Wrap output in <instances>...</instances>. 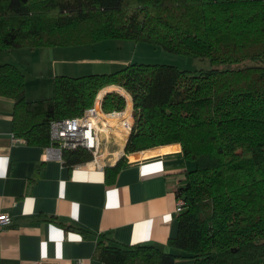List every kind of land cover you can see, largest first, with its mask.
<instances>
[{"label":"trees","instance_id":"trees-1","mask_svg":"<svg viewBox=\"0 0 264 264\" xmlns=\"http://www.w3.org/2000/svg\"><path fill=\"white\" fill-rule=\"evenodd\" d=\"M109 38L207 58L211 66L131 61L116 71L56 74L51 96L28 100L25 73L0 64V95L14 99V134L28 144L50 145L54 119L82 114L115 83L132 96L135 123L125 153L106 166V181H115L127 154L159 145L180 143L193 163L178 186L185 203L167 241L178 252L100 232L93 257L103 264H264V0H0V51ZM125 104L114 91L103 98L105 110ZM63 158L72 167L93 154L79 147Z\"/></svg>","mask_w":264,"mask_h":264},{"label":"crops","instance_id":"crops-1","mask_svg":"<svg viewBox=\"0 0 264 264\" xmlns=\"http://www.w3.org/2000/svg\"><path fill=\"white\" fill-rule=\"evenodd\" d=\"M72 47L12 48L0 51V64L18 65L26 76L27 99H41L53 94L56 74H86L71 71L76 66L64 59L65 50ZM13 114L14 99L0 95V213L12 216V223L0 229V264H76L77 260L103 264L93 257L100 232L125 244L179 251L167 243L178 229L176 185L184 179V170L193 167L183 158L180 143L127 154V164L108 183L106 169L88 163L69 167L63 160L46 159V147L28 144L14 134ZM117 117L104 121L119 124ZM121 127L116 132L125 138ZM120 149L107 165L122 156ZM48 215L60 221H51ZM177 264L193 260L182 258Z\"/></svg>","mask_w":264,"mask_h":264},{"label":"rangeland","instance_id":"rangeland-1","mask_svg":"<svg viewBox=\"0 0 264 264\" xmlns=\"http://www.w3.org/2000/svg\"><path fill=\"white\" fill-rule=\"evenodd\" d=\"M70 46L73 47L66 49L67 51L65 50L63 54L65 55L64 59H66L69 63L73 62V66H76L73 69H71V71L73 72L80 71V73L116 71L131 61L171 63L177 65L181 69H191V70L208 68L211 66L210 61L207 58H198V57H191L187 55L172 53L167 51L161 46H156L144 41H135L132 39L109 38L96 43H87L82 45H70ZM75 62H78L79 64L76 65L74 64ZM112 86L120 87V88H112V89L108 88V87L111 88ZM106 88L108 89L106 91H103ZM121 88H123V86L115 83L107 84L103 86L98 91L93 103L95 102V100H97L98 97L102 96L103 99L105 94L108 92L114 91L122 95ZM102 106H103V100H102ZM127 109H129V111H131L132 109L134 113L133 106L130 104L129 107L128 98L126 100L125 106L122 109H117V110H127ZM105 111H112V110H105ZM126 137L123 138L122 134L116 132L114 134L109 135V137H104V142H103L104 162L108 164L113 160H115V158H117L115 152L120 148L123 149L122 155L125 153L123 145L125 143Z\"/></svg>","mask_w":264,"mask_h":264},{"label":"built area","instance_id":"built-area-1","mask_svg":"<svg viewBox=\"0 0 264 264\" xmlns=\"http://www.w3.org/2000/svg\"><path fill=\"white\" fill-rule=\"evenodd\" d=\"M129 95L130 93L124 89ZM122 95L127 96L122 92ZM130 97H132L130 95ZM102 96L98 97L95 102L87 107L82 114L54 119L50 124L51 144L46 146L44 157L57 158L64 161L63 152L66 149H75L83 147L93 154V158L86 162V164H92L96 169L103 171L107 163L103 161V142L104 137L116 132V127H123L127 137L130 135L134 123L135 115L133 110H112L105 111L102 106ZM131 105L133 106L132 98ZM119 124H112L109 122L106 124L104 118L108 117L112 119L117 115L120 116ZM117 133V132H116ZM178 185H176V193L178 191ZM184 198L177 196V208L180 212L184 206ZM12 223V216L9 213H0V229L9 226ZM76 264H83L82 260H77Z\"/></svg>","mask_w":264,"mask_h":264},{"label":"bare ground","instance_id":"bare-ground-1","mask_svg":"<svg viewBox=\"0 0 264 264\" xmlns=\"http://www.w3.org/2000/svg\"><path fill=\"white\" fill-rule=\"evenodd\" d=\"M127 111H129V109H127L126 111H125V113L124 114H126L127 113ZM123 114H120V116L119 117H117L118 118V120H119V118L122 116ZM121 131H123V132H125L124 130H123V127H121ZM120 150L121 149H118L116 152H115V154H116V156H118L120 153ZM114 155V154H113ZM115 158V157H114Z\"/></svg>","mask_w":264,"mask_h":264},{"label":"water","instance_id":"water-1","mask_svg":"<svg viewBox=\"0 0 264 264\" xmlns=\"http://www.w3.org/2000/svg\"><path fill=\"white\" fill-rule=\"evenodd\" d=\"M160 146V145H159ZM156 147H158V146H156Z\"/></svg>","mask_w":264,"mask_h":264}]
</instances>
